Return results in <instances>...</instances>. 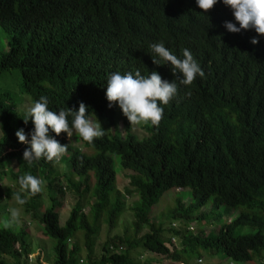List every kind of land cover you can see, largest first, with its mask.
Wrapping results in <instances>:
<instances>
[{
    "label": "trees",
    "instance_id": "obj_1",
    "mask_svg": "<svg viewBox=\"0 0 264 264\" xmlns=\"http://www.w3.org/2000/svg\"><path fill=\"white\" fill-rule=\"evenodd\" d=\"M225 22L239 27L233 10L222 0L208 12L196 0H0V29L6 34L0 71L17 70L20 89L30 94L33 104L47 97L49 110L58 114L67 108L78 111L83 102L87 115L104 120L99 121L103 137L92 143L80 137L83 149L68 143L63 132L56 136L49 129L51 136L68 145V167L59 172L56 160H24L29 145L20 143L15 133L24 129L30 140L34 124L28 111L13 109L12 93L0 90V162L16 160L3 195L15 197L19 178L25 174L44 181L49 205L37 218L53 239L49 264H163L149 258L134 260L130 250L135 246L182 263H187L195 246L212 254L219 251L230 260L256 258L261 250L264 254L260 231L264 226V36L254 29L229 32ZM253 38L259 41L255 45ZM159 42L180 59L184 49L190 50L205 75H197L191 85L180 84L182 74L174 75L170 63L149 47ZM137 70L145 76L157 71L178 85L177 95L167 105L160 104L164 111L159 125L147 123L148 135L142 138L131 132L118 104L109 108L106 98L109 74ZM72 119L70 115V126ZM117 120L122 124L120 134ZM89 148L93 152H86ZM107 151L117 153L120 164L132 170L122 191L114 183ZM89 171L93 182L87 210L76 199L59 223L64 195L59 177L64 175L65 183L81 194L88 188ZM170 188L189 190L186 203L175 197L171 212L172 218L184 214L178 219L182 228L174 227L175 221L163 228V222L151 219V205ZM132 192L137 201L130 206L131 231L107 237L93 256L98 221L114 227L124 208L123 195ZM40 194L20 192L27 200L22 205L25 212H33ZM207 202L208 210H199ZM220 205L225 211L236 207L239 211L216 230L205 232L203 227L213 223L208 212ZM202 223L206 224L198 228ZM239 224L257 229L235 232ZM195 226L197 232L192 231ZM78 230L80 236L73 238ZM164 230L176 237V244L162 239ZM26 235L23 226L0 224V264L26 259ZM32 264L48 263L36 258Z\"/></svg>",
    "mask_w": 264,
    "mask_h": 264
},
{
    "label": "clouds",
    "instance_id": "obj_2",
    "mask_svg": "<svg viewBox=\"0 0 264 264\" xmlns=\"http://www.w3.org/2000/svg\"><path fill=\"white\" fill-rule=\"evenodd\" d=\"M217 2L218 0H196L198 7L204 12L211 10ZM222 2L233 10L235 20L239 24V27H237L235 23L225 22L224 26L229 32L238 33L241 30L254 29L259 36H264V0H222ZM258 42L256 38L251 40L254 45ZM149 47L162 60L170 63L174 75L177 71L182 74L183 78L180 79V84L191 85L197 75L200 77L205 75L190 50L184 49V58L180 59L172 54L163 42L150 44ZM153 63L161 65L160 61L155 58H153ZM106 82L108 107L111 108L113 105L118 104L131 126L149 122L154 126H158L163 118L164 111L160 104L167 105L177 95L178 91V85L174 80L169 82L163 79L157 71H152L147 76L142 75L139 70L134 74L132 72L125 74L115 72L109 74ZM87 113V106L81 102L78 111L67 108L59 110L57 114V112L49 110L47 97H40L39 101L32 103L27 112V116L34 124L31 139H28L24 129H19L15 133L20 143L29 145L23 153L24 160L31 163L33 160L45 157L48 161L56 160L55 164L58 169L60 164L57 161H60V157L63 154H67L68 145H62L51 136L49 129L56 136L63 132L67 142V136L69 138L72 137L73 129L79 134V139L82 137L88 143H92L95 138L103 137L105 131L101 124L98 120L94 122V117L87 115ZM70 115L73 117L71 126L68 121ZM29 119H24V122L27 123ZM118 123L121 124L120 120L116 121V128H118ZM119 131L117 132L120 134L122 132V124ZM75 146L81 148L78 145ZM3 163L6 164L2 165ZM65 166L68 167L67 163ZM62 167L61 165L60 168ZM15 170L16 160L13 159L10 163L6 161L0 162V171L7 174L9 183L11 181L10 172ZM43 184V180L31 174H25L19 178L20 192H30L35 195L42 191ZM4 191L0 192V197L2 198L6 197L3 195ZM20 192L14 194L15 200L18 204L24 205L27 200L21 197ZM9 212L11 219L4 221L5 228L12 227L13 223L18 222L20 217V212L16 208L9 209ZM31 213L33 214V212ZM167 239L175 240L174 236H167Z\"/></svg>",
    "mask_w": 264,
    "mask_h": 264
},
{
    "label": "rangeland",
    "instance_id": "obj_3",
    "mask_svg": "<svg viewBox=\"0 0 264 264\" xmlns=\"http://www.w3.org/2000/svg\"><path fill=\"white\" fill-rule=\"evenodd\" d=\"M6 48V34L3 30L0 29V51ZM0 90H8L13 95V109L17 112L28 111V109L32 106L31 103V96L29 93H26L20 89V75L17 70L13 68L0 71ZM104 121L99 118H94V122ZM100 123V122H99ZM144 123L140 125H132L131 131L137 138L146 137L148 135V131L145 128ZM107 130V127H106ZM118 132L121 130V124L118 123V128H116ZM110 131V129H109ZM122 136V135H121ZM68 142L78 145L82 148L81 141L79 139V134L73 129V135L71 138L67 136ZM83 149V148H82ZM86 152L91 153L93 150L91 148L85 149ZM111 159V165L114 170L115 180L114 183L116 187H118L121 191L123 190L124 186L127 185V174L132 172L131 169L123 167L119 162V155L117 153L106 152ZM60 166H64L66 164V157L63 154L60 158V161H57ZM3 163L2 165H5ZM58 167L59 172L62 171L63 168ZM66 173L72 176L74 179L79 178L77 174L74 172L66 171ZM52 174V173H51ZM59 183L63 186L64 195L61 197V206L58 212V222L62 223L66 218L69 208L73 204V202L78 199L82 205V210L85 212L87 210V205L89 201H91V197L89 198V188L91 183L93 182L92 172L89 171V179H88V188L81 194L65 183V176L61 175L59 177ZM9 178L7 174L0 171V192H3L5 189L6 184L8 183ZM124 193V192H123ZM178 196L181 199V202L186 203L189 198V190L188 188L176 189L170 188L163 191L157 200L151 205L152 208V215L151 219H156L163 222L162 227L166 228L169 225L170 221H175L174 227L182 228V224L179 223V218L184 216V214H180L175 216L174 218L171 217L172 208L175 206V197ZM124 201V208L120 213L117 222L114 227L109 228L107 224L100 218L98 221V232L96 237L94 238V244L92 246V255L97 256L100 251V246L102 242L107 238L113 235H121L123 231L126 232L131 231L132 228V219L133 213L130 209V206L137 201V196L132 192L131 194H124L123 195ZM37 205H35L33 212L32 211L25 212L23 210L22 205H19L15 197H0V224L4 225L5 220H10V212L9 209L16 208L20 212V217L18 222L13 223L12 228L23 226L27 232L26 239H27V252L26 259H23V256L20 257V264H32L36 262V258L41 260L42 262H47L48 264L51 262L52 258V244L53 239L50 237L46 231H44L38 221L37 215L44 209V207L49 205V199L47 196V191L45 185H42V191L40 196L37 200ZM210 204L209 202L205 203L199 210L206 209L208 210ZM226 211L223 210V206H217L211 209V212H208V215L213 216L211 221L212 224H206L210 222H206L205 224L202 223L197 225L198 228L203 227V230L207 232L208 230H216L218 225L228 218L234 217L239 208H225ZM178 223V224H177ZM196 226L192 228L193 232H197ZM257 229V226L252 224H239L234 227V231L238 233H247L253 232ZM181 230V229H180ZM260 231L264 234V226L260 228ZM142 232V231H140ZM162 233V239L167 240L168 231L164 230ZM81 232L78 230L75 233L73 238H78ZM79 241V239H78ZM173 243L176 244V237L175 240H171ZM83 252L81 251L80 257L83 258ZM131 257L140 262L146 258H149L154 261H160L163 264H264V254L261 253V250L256 258L255 256L249 260L241 261V260H230L227 257L223 256L219 251L213 252V254L209 251V249L202 248L200 246H195L194 250L191 252L190 258H188L187 263H182L179 261H170L168 258L160 257L159 255H155L153 252L142 249L141 247H133L130 250ZM199 254L198 256H196ZM84 259V258H83ZM83 259H80V261ZM24 261V263H23ZM81 261V262H82Z\"/></svg>",
    "mask_w": 264,
    "mask_h": 264
},
{
    "label": "built area",
    "instance_id": "obj_4",
    "mask_svg": "<svg viewBox=\"0 0 264 264\" xmlns=\"http://www.w3.org/2000/svg\"><path fill=\"white\" fill-rule=\"evenodd\" d=\"M172 238V237H171ZM110 247H112L111 245H110Z\"/></svg>",
    "mask_w": 264,
    "mask_h": 264
}]
</instances>
